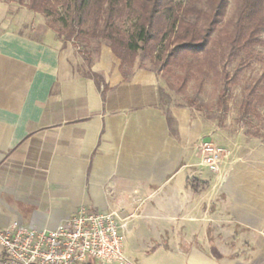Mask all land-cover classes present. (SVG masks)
<instances>
[{
	"label": "crops",
	"instance_id": "1",
	"mask_svg": "<svg viewBox=\"0 0 264 264\" xmlns=\"http://www.w3.org/2000/svg\"><path fill=\"white\" fill-rule=\"evenodd\" d=\"M81 51L0 0V230L52 231L88 208L116 215L128 264H264V148L187 107L169 108L172 134L153 71L124 79L107 43L90 42L89 65ZM204 142L224 151L215 173Z\"/></svg>",
	"mask_w": 264,
	"mask_h": 264
},
{
	"label": "trees",
	"instance_id": "2",
	"mask_svg": "<svg viewBox=\"0 0 264 264\" xmlns=\"http://www.w3.org/2000/svg\"><path fill=\"white\" fill-rule=\"evenodd\" d=\"M8 1L41 15L63 44L73 43L82 49L87 65L85 50L90 42L107 43L120 61L124 79L140 51L168 73L187 68L189 77L196 78L198 73L201 81L212 74L221 87L216 104L222 111L227 110L237 72L254 59L256 48L262 45L264 0H237L230 28L224 25L229 0H187L185 4L175 0ZM124 22L127 28L121 27ZM232 65L231 73L228 67ZM84 77L92 79L103 96L107 88L102 79L90 71ZM262 101L250 88L241 102L239 118L255 115ZM166 118L174 134L168 112ZM188 186L194 193L205 187L195 179L188 181Z\"/></svg>",
	"mask_w": 264,
	"mask_h": 264
},
{
	"label": "rangeland",
	"instance_id": "3",
	"mask_svg": "<svg viewBox=\"0 0 264 264\" xmlns=\"http://www.w3.org/2000/svg\"><path fill=\"white\" fill-rule=\"evenodd\" d=\"M4 1L9 2L8 0ZM175 2L185 4L187 0H175ZM236 8L237 0H229L224 20V25L227 28H230L231 22L234 20ZM121 27L127 28L128 23L124 22ZM260 39L262 45L256 48L254 59L237 72V82L231 89L226 111L217 107V96L221 87L218 79L211 77L212 74L201 81L198 73H195L196 78L189 77L187 68H174L168 73L151 57L144 56L141 51L135 59V65L151 70L158 76L162 86L159 92V106L164 112H168L170 107L190 108L202 121L211 123L227 135L233 136L235 146H241L246 140V142H252L253 146L261 145L264 148V30ZM78 46L82 47L81 44ZM233 69L234 65L228 67L231 73ZM194 71L192 68L191 73ZM250 88H254L255 92L262 96L263 101L255 115L240 119L239 108ZM223 156L224 151H222ZM209 234V237L219 239L221 243L227 245L232 244V241L235 242L234 238L233 240H222L214 229H211ZM236 235H238L237 230L235 231Z\"/></svg>",
	"mask_w": 264,
	"mask_h": 264
},
{
	"label": "built area",
	"instance_id": "4",
	"mask_svg": "<svg viewBox=\"0 0 264 264\" xmlns=\"http://www.w3.org/2000/svg\"><path fill=\"white\" fill-rule=\"evenodd\" d=\"M222 149L201 144L202 165L215 173ZM123 228L113 213L88 208L52 231H38L14 225L0 230V264H83L92 258L106 264H128L123 252Z\"/></svg>",
	"mask_w": 264,
	"mask_h": 264
}]
</instances>
